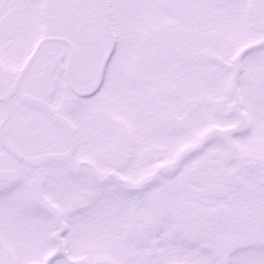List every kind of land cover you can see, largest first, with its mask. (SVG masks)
<instances>
[{
  "label": "snow or ice",
  "instance_id": "obj_1",
  "mask_svg": "<svg viewBox=\"0 0 264 264\" xmlns=\"http://www.w3.org/2000/svg\"><path fill=\"white\" fill-rule=\"evenodd\" d=\"M0 264H264V0H0Z\"/></svg>",
  "mask_w": 264,
  "mask_h": 264
}]
</instances>
